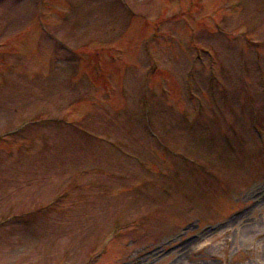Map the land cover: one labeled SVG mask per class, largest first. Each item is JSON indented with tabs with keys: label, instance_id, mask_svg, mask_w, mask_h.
Wrapping results in <instances>:
<instances>
[{
	"label": "rangeland",
	"instance_id": "rangeland-1",
	"mask_svg": "<svg viewBox=\"0 0 264 264\" xmlns=\"http://www.w3.org/2000/svg\"><path fill=\"white\" fill-rule=\"evenodd\" d=\"M0 264H264V0H0Z\"/></svg>",
	"mask_w": 264,
	"mask_h": 264
},
{
	"label": "trees",
	"instance_id": "trees-1",
	"mask_svg": "<svg viewBox=\"0 0 264 264\" xmlns=\"http://www.w3.org/2000/svg\"><path fill=\"white\" fill-rule=\"evenodd\" d=\"M98 51L96 50V51H94V53H92L91 55H95V54H97V55H99L100 53H97Z\"/></svg>",
	"mask_w": 264,
	"mask_h": 264
}]
</instances>
